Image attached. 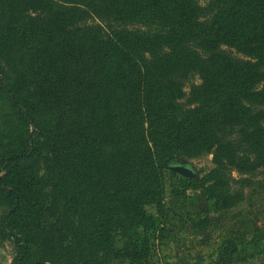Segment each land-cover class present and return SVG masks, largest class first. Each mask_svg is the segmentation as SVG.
<instances>
[{
  "label": "trees",
  "instance_id": "16d2710c",
  "mask_svg": "<svg viewBox=\"0 0 264 264\" xmlns=\"http://www.w3.org/2000/svg\"><path fill=\"white\" fill-rule=\"evenodd\" d=\"M55 1L60 10L55 7L22 26L10 16L6 0H0V80L3 60L28 41L84 48L79 42L83 35L74 31L78 21L65 18L66 6ZM100 1L103 10L96 9L113 23L110 42L115 50L142 59L149 101L145 149L114 140V100L92 89L85 100L92 116L68 148L54 138L44 142L30 131L13 145L0 135V241L16 245L13 264H59L52 252L60 247L72 254L71 246L64 247L68 234H77L85 245L83 264H116L120 258L146 263L153 234L160 228L146 208L165 213L163 170L171 155H213L216 169L206 179L207 191L220 210L241 203L242 188L263 184L255 177L264 179V0H215L207 8L195 0ZM30 2L35 1L26 4ZM96 28L89 27V33ZM96 35L93 58L99 66ZM193 75L201 84L187 94L185 85ZM13 86L8 89L0 82V96L12 95L13 117L25 127L34 125L20 83ZM185 98L187 108L180 103ZM80 157L90 172L86 190L71 195L60 185L61 201H51L31 163L43 162L55 183L60 164ZM231 171L239 174L237 181L230 178ZM231 182L241 189L231 191ZM55 211L66 222V236L59 241L61 233L43 225ZM120 224L128 231L124 249L116 246Z\"/></svg>",
  "mask_w": 264,
  "mask_h": 264
},
{
  "label": "rangeland",
  "instance_id": "374dc122",
  "mask_svg": "<svg viewBox=\"0 0 264 264\" xmlns=\"http://www.w3.org/2000/svg\"><path fill=\"white\" fill-rule=\"evenodd\" d=\"M26 1L6 0L10 16L17 17L22 26L30 24L32 18L51 13L55 7L60 10L54 5L55 0H34L30 6ZM73 1L76 0H69ZM195 1L207 8L215 0ZM57 2L66 6L65 18L78 21L74 31L78 36L83 35L79 42L84 48H57L59 45L55 43L46 46L28 41L10 58L3 60L0 82L12 89L13 85L20 83L35 122L25 127L19 119L14 118L15 109L8 100L12 95L4 93L0 96V135L4 136L3 141L13 145L23 132L30 131L41 136L44 142L54 138L68 148L76 142L81 124L92 116L85 103L87 98L90 99L92 89L114 100L118 115V132L114 140L145 149V139L149 133V101L143 83L142 59L115 50V45L110 42L113 23L102 18L104 15L96 9L103 10L100 0H86L83 6L66 4V0ZM207 17L205 15L204 19ZM94 26L98 28L91 30L94 32L90 34L88 29ZM95 34L101 41L97 46L99 66L93 58ZM199 84L201 80L197 75L189 77L185 92L189 94L191 87ZM180 103L187 108L188 99ZM31 165H34L37 180L41 185L44 183L45 194L53 202L61 201L60 185L71 195L86 190L90 172L87 171V161L82 157L61 163L55 183L47 177L43 162ZM175 169L186 170L190 176H183ZM215 169L213 155L206 152L195 156L178 154L166 158L163 170L165 213L160 215L154 206L146 208L158 220L160 228L153 234L150 256L144 264H264L263 177H255L263 184L242 189L231 182V191L241 189L243 201L233 208L220 210L207 191L209 182L206 179ZM229 175L236 181L240 178L236 171H231ZM94 176L97 177V173ZM43 225L50 228L47 231L51 233H61L56 241L66 236V222L61 220L59 211L45 219ZM126 226L120 224L116 229V246L119 249H124L128 240ZM75 235L68 234L69 238L67 236L64 240V247L71 246L73 249L71 255L60 247L52 252L59 264H83L80 260L85 254L81 246L85 245ZM43 249L44 245L39 252ZM16 255L17 247L13 242L0 241V264H13ZM115 263L138 264L127 258H120Z\"/></svg>",
  "mask_w": 264,
  "mask_h": 264
},
{
  "label": "water",
  "instance_id": "95a60500",
  "mask_svg": "<svg viewBox=\"0 0 264 264\" xmlns=\"http://www.w3.org/2000/svg\"><path fill=\"white\" fill-rule=\"evenodd\" d=\"M175 170L181 173L183 176H186V177L190 176V173L186 170H179V169H175ZM5 190H8V189H5Z\"/></svg>",
  "mask_w": 264,
  "mask_h": 264
}]
</instances>
